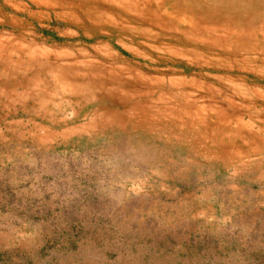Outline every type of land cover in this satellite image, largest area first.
Here are the masks:
<instances>
[{
  "label": "rangeland",
  "instance_id": "374dc122",
  "mask_svg": "<svg viewBox=\"0 0 264 264\" xmlns=\"http://www.w3.org/2000/svg\"><path fill=\"white\" fill-rule=\"evenodd\" d=\"M0 264H264V0H0Z\"/></svg>",
  "mask_w": 264,
  "mask_h": 264
},
{
  "label": "bare ground",
  "instance_id": "6f19581e",
  "mask_svg": "<svg viewBox=\"0 0 264 264\" xmlns=\"http://www.w3.org/2000/svg\"><path fill=\"white\" fill-rule=\"evenodd\" d=\"M224 107V106H223ZM226 108V107H225ZM225 111V110H224ZM231 114H235V110H232V112L231 111H229ZM230 114H225V115H223L224 117H228V119L230 118V116H229ZM235 116V115H234Z\"/></svg>",
  "mask_w": 264,
  "mask_h": 264
}]
</instances>
